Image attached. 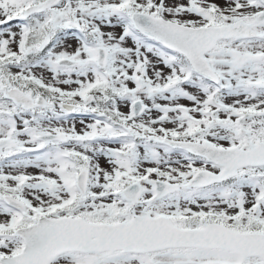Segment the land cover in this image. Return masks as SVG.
I'll use <instances>...</instances> for the list:
<instances>
[{
  "label": "snow or ice",
  "instance_id": "obj_1",
  "mask_svg": "<svg viewBox=\"0 0 264 264\" xmlns=\"http://www.w3.org/2000/svg\"><path fill=\"white\" fill-rule=\"evenodd\" d=\"M0 264H264V0H0Z\"/></svg>",
  "mask_w": 264,
  "mask_h": 264
}]
</instances>
